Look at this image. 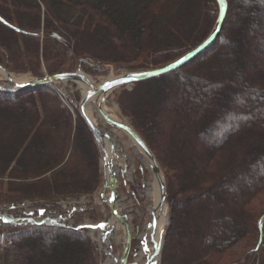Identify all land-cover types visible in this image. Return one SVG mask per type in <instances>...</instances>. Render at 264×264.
Instances as JSON below:
<instances>
[{
  "label": "trees",
  "instance_id": "16d2710c",
  "mask_svg": "<svg viewBox=\"0 0 264 264\" xmlns=\"http://www.w3.org/2000/svg\"><path fill=\"white\" fill-rule=\"evenodd\" d=\"M225 2L207 49L119 102L164 174L159 264H264V0ZM217 12L214 0H0V65L35 79L72 72L77 60L91 76L161 68L199 46ZM186 82L193 98L179 91ZM70 104L48 85L0 90V204L12 205L0 209V264H99L87 229L36 219L101 184L99 149ZM25 200L43 208L16 212ZM73 211L69 219L82 214Z\"/></svg>",
  "mask_w": 264,
  "mask_h": 264
},
{
  "label": "rangeland",
  "instance_id": "374dc122",
  "mask_svg": "<svg viewBox=\"0 0 264 264\" xmlns=\"http://www.w3.org/2000/svg\"><path fill=\"white\" fill-rule=\"evenodd\" d=\"M71 53L69 52V56ZM86 60V59H85ZM79 61L77 60L75 63H73L74 68L72 72L76 71L77 68H79ZM107 68V72L103 75L98 76H91L88 74L83 73L87 76L91 81L95 83V85H98L102 80H106L110 75L118 76L124 73H130V72H143L147 70H151V67H142L138 63H131L128 65H121V66H104ZM216 73V69L214 67H205L203 70L202 77L205 80H209L211 77H213V74ZM11 76L19 78L20 76H25L28 80L34 79L29 74H14L10 73ZM92 83V82H91ZM1 88L4 89L5 86L1 85ZM55 91L60 93L61 97L59 99H62V103H68L72 102V104L77 108L79 103L82 99V93L80 89L78 88L77 84L72 82H63V83H57L54 85ZM133 89V85L126 87L122 86L119 88H116L112 92L108 93V95L105 97L103 102V107L106 111H112L110 113L111 115H114L117 117L125 126H130L129 120L127 117H125L120 110L119 102L120 101H127L122 96L124 94H129L131 90ZM197 87L193 85L191 82H186L180 85L179 91L182 93L188 94L191 98L197 94ZM59 95V94H58ZM182 102V101H181ZM180 104V103H179ZM178 104V105H179ZM71 105V104H70ZM184 104H180L181 106ZM198 105H200V101L198 102ZM179 108V109H180ZM175 109V108H174ZM179 109H175L176 111H179ZM188 109V108H187ZM189 110V109H188ZM249 113V112H246ZM93 119L96 122V125L100 128L102 132L109 133L110 135L114 136L113 144L115 147H118L117 152L121 153L123 155V163L125 165V168H121L119 173L117 174V177L120 181L119 190L116 196V204L121 214L126 216V221L129 223V229L131 233V237L134 238V249L131 251V254L128 258V263L131 262V256L135 253H140L143 255V263H145L148 260V253L149 250L147 248V243L143 238L140 236L146 231L145 227L146 225L152 223L153 219L150 215H148L146 209L150 205L151 201L148 200V198L145 196L146 189L149 186V182L152 180L154 172H152L148 166L142 162L141 160V154L137 152L138 146L134 143V141L124 132V131H115L111 125L107 124L104 120L103 116L98 112L94 111L92 114ZM133 129V128H132ZM100 154V152H99ZM101 156V154H100ZM102 163L100 162L99 157V166H100V172H101V184L99 188L91 195V196H83L78 199H66L58 202L59 210L55 208H51L45 211L44 217L51 218L50 220L57 219V216H61L62 219H65L67 225L69 226H76V225H85L88 227V234L92 241L95 243L98 251V257H99V264H106V260L108 259L107 256L111 257L112 259H120L122 256V252L124 250V231L123 229L117 225L116 221H114L116 225L115 232L113 236L110 237L109 243L105 244L104 242L99 243V237L96 232H91V227L100 225L101 223L105 222L106 220L110 219L111 213L107 207L106 204L102 202V198L100 197L101 194V186L103 179V173H102ZM140 168V170H139ZM129 170V177H127L126 172ZM158 173L162 177V184L165 185L164 180V174L158 167ZM217 202H224V200H217ZM264 203V201H263ZM263 203H258L259 209H261L263 206ZM41 203H35L34 201L25 200L20 203H16L15 208L16 212H19L22 214L23 212L28 213L30 211H33L37 208H43L40 205ZM165 205V211H166V218H167V211L168 207L167 204ZM264 205V204H263ZM11 204H0V209L4 212L8 211L11 212L9 209L11 208ZM72 206H75L76 209H74L73 212H82L80 214V217L76 216V213L74 214L75 217L68 218L65 212H72ZM163 207V206H162ZM63 211V213H61ZM58 220V219H57ZM167 223V222H166ZM166 226V224H165ZM165 229V227H164ZM163 229V231H164ZM162 237L163 233L161 235V241L159 248L156 253H154L153 261L159 262V252L162 244ZM247 244L246 242L238 246L237 248L232 251L233 254H235L236 257L243 256L247 251L248 245L243 248ZM252 244H250L251 246ZM149 246L151 244L149 243ZM252 251H250L251 253ZM107 254V256H106ZM113 264V261H112Z\"/></svg>",
  "mask_w": 264,
  "mask_h": 264
},
{
  "label": "water",
  "instance_id": "95a60500",
  "mask_svg": "<svg viewBox=\"0 0 264 264\" xmlns=\"http://www.w3.org/2000/svg\"><path fill=\"white\" fill-rule=\"evenodd\" d=\"M214 1L217 4L218 16H217L215 26L212 32L210 33V35L208 36V38L204 42H202L198 47H196L195 49H193L192 51H190L189 53H187L186 55H184L183 57H181L180 59H178L177 61L169 65H166L164 67L157 68V69L143 71V72L124 73V74L118 75L113 80L103 83L101 86H98L96 88H94L93 84L88 80L87 76L84 75L80 71V68H77V70L74 72H66V73H60V74L53 75V76H46V77L39 78V79H31L28 82L23 83V84L13 83L12 87H5L3 89L4 91L14 92V91L22 90L28 87L44 86V85H49V84L57 83V82L69 81V82H73L76 84V80L83 81L91 87L90 91H88L86 95L82 97L79 103L78 112H79L80 117L84 121L85 125L87 126V129L92 134V137L95 143L99 146V148L101 149L103 153V156H102L103 173H105L106 170L109 171L108 180L104 179L103 186H102L103 202L108 205L112 217H114L116 221L124 227L125 248H124L122 257L119 260L118 264H133V263L127 262L129 252H130L131 234H130L128 222L126 221V216L119 214L116 208V205H115V197H116L115 191L118 188V182H117V177L115 173L111 171V167H112L111 163L113 159V154H111V156L108 157L106 149H105V140L109 141V136L105 133H102L101 130L98 128V126L94 124L87 117L86 112H85L87 103L89 99L92 97V95L98 91L111 92L112 90L122 87V86L131 85L137 82H142L150 78H155L157 76L166 74L184 65L185 63H187L188 61H190L191 59L199 55L202 51L207 49L214 42L217 35L219 34L222 23L225 19L226 10H227V5H226L225 0H214ZM0 68L4 70L7 77L11 76L2 66H0ZM133 77H136V78L133 79ZM0 89H2L1 86H0ZM124 131L140 147V149L151 158V160L153 161L154 173L157 172L158 166L151 152L149 151L145 143L141 140V138L129 126H125ZM111 152H112V148H111ZM107 190L109 191V197H105V192ZM160 194H161V198H160L159 205L163 206V204H165V187L163 184L161 187ZM153 224H154V221H152L151 225ZM113 231H114V227L112 226L108 227L106 229V232L102 235V241L105 240L106 236L111 235ZM114 261L117 262L116 260ZM145 264H157V261L147 260Z\"/></svg>",
  "mask_w": 264,
  "mask_h": 264
},
{
  "label": "bare ground",
  "instance_id": "6f19581e",
  "mask_svg": "<svg viewBox=\"0 0 264 264\" xmlns=\"http://www.w3.org/2000/svg\"><path fill=\"white\" fill-rule=\"evenodd\" d=\"M217 16H218V12H217ZM114 78H115V76L110 75L106 80H102L99 83H97L98 85H95V83L93 81H91L89 78H88V80L90 82H92L94 88H96L98 86H101L103 83H105L107 81L113 80ZM28 81L29 80L25 76H20L19 78H16L13 76L7 77L4 70L2 68H0V86L4 85L5 87H12L13 83L23 84V83H26ZM1 83H3V84H1ZM76 84H77L78 88L80 89L83 97L91 89V87L83 81L76 80ZM107 95H108V92H103V91H98V92L94 93L87 103V106L85 109L86 115L92 122L96 123L92 117L93 112L96 110L103 116L106 123L111 125L115 131H124L125 125L117 117L110 114V113L113 114L112 111H106L103 107V101ZM65 105L67 106V104H65ZM113 140H114L113 135H110L109 141L105 140V149H106L108 157H110L111 154H113V161L111 163L112 164L111 171L114 173H117L120 171L121 168L124 167V163H123V155L116 151V150H118V147L114 146ZM111 148H112V152H111ZM137 152H139L141 154L142 162L145 163L152 172H154L153 161L151 160V158L145 152H143L139 147L137 148ZM126 174H127V177H129V174H130L129 170H128V172H126ZM108 175H109V171L106 170L104 173V177L106 180H108ZM161 187H162V177L159 175L158 170H157V172L154 173L152 180L149 182V186L146 189V193H145V196L148 198L149 201H151V203L147 207L146 211H147L148 215H150L152 217L154 224L151 225V223H150V224L146 225V227H145L146 231L140 236L147 243V248L149 250V253L147 256V257H149L148 261H153L154 253H156L158 248H159L160 241H161V235L163 233V229H164L165 224L167 222V218H166V214H165L166 213L165 205H163V207L159 205L160 204V198H161V194H160ZM109 225L110 226L115 225L113 220H111L109 222ZM102 232L103 231H99V230L96 232L99 235V238H100V234ZM99 243H100V239H99ZM108 243H109V239H107L105 244H108ZM149 243L151 244V246H149ZM106 256H107V254H106ZM107 257H108V259L106 260V264H112L111 257H109V256H107ZM143 261H144L143 255L141 254V252L137 253V255H135V256H134V254H132L131 262L133 264H145V263H143Z\"/></svg>",
  "mask_w": 264,
  "mask_h": 264
},
{
  "label": "snow or ice",
  "instance_id": "6c2138e0",
  "mask_svg": "<svg viewBox=\"0 0 264 264\" xmlns=\"http://www.w3.org/2000/svg\"><path fill=\"white\" fill-rule=\"evenodd\" d=\"M136 77H133V79H135ZM100 227H103V225H101ZM158 247V246H157Z\"/></svg>",
  "mask_w": 264,
  "mask_h": 264
}]
</instances>
